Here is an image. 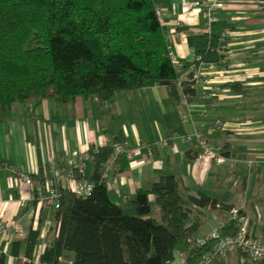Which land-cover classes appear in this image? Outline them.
Returning <instances> with one entry per match:
<instances>
[{"label": "crops", "instance_id": "obj_1", "mask_svg": "<svg viewBox=\"0 0 264 264\" xmlns=\"http://www.w3.org/2000/svg\"><path fill=\"white\" fill-rule=\"evenodd\" d=\"M205 1L154 0L162 8V31L177 59L178 99L171 100L168 86L161 88L159 83L119 91L107 100L89 96L67 102L25 101L16 105L11 116L0 119V218L7 226L0 231V251L5 252V264H29L24 248L30 227L40 229L32 256L37 262L53 222V209L41 206L36 214L34 203L20 205L31 192L19 173L53 181L52 165L86 158L91 148L115 140L125 143L131 153L101 167L112 201L124 203L140 187L173 174L190 194L202 191L218 202L215 208H197L203 223L195 237H203L226 216L220 205L226 204L239 207L251 234L264 241V0H221L216 8L210 32H226V48L219 63L205 66L211 94L203 104L197 97L201 86L186 95L180 81L191 69L185 63L195 58L188 36L206 31L201 8ZM204 106L206 114L201 113ZM116 116L120 123L112 128ZM216 119L221 125H215ZM177 130L179 134L197 130L225 157L224 162L201 163L197 156L202 150L193 142L160 143ZM93 169L88 159L84 176L89 178ZM235 179L238 182L233 184ZM16 240L20 241L18 256L11 254ZM186 250L180 243L171 264H180L177 253ZM238 259L240 255L232 251L209 264H234Z\"/></svg>", "mask_w": 264, "mask_h": 264}, {"label": "trees", "instance_id": "obj_2", "mask_svg": "<svg viewBox=\"0 0 264 264\" xmlns=\"http://www.w3.org/2000/svg\"><path fill=\"white\" fill-rule=\"evenodd\" d=\"M155 6L154 0H0V119L25 101L107 100L161 80L169 81L170 94L178 99L179 76ZM187 40L198 61L217 64L223 57L220 34L204 31ZM180 82L183 93H194L188 77ZM116 143L123 142L89 150L83 158L84 170L88 159L94 167L89 178L84 170L74 171L76 179L92 183L88 195L60 187L59 207L53 210L37 262L32 256L40 229L30 227L24 248L29 264H171L180 243L187 249L185 263L195 264L208 248L196 244L203 223L197 208H215L218 202L202 191L190 194L178 176L161 175L124 203L110 199L101 167L127 155L111 160ZM220 205L226 213L237 207ZM234 232L232 221L222 228L223 234ZM19 249L20 241L12 242L11 254L18 256ZM5 260L0 251V264Z\"/></svg>", "mask_w": 264, "mask_h": 264}, {"label": "built area", "instance_id": "obj_3", "mask_svg": "<svg viewBox=\"0 0 264 264\" xmlns=\"http://www.w3.org/2000/svg\"><path fill=\"white\" fill-rule=\"evenodd\" d=\"M221 5V0H206L202 3L201 8L205 17V29L210 32V26L214 19V12L217 7ZM156 15L160 21V25L163 24V11L159 5L155 6ZM180 25V22H177ZM226 32L220 34L221 47L223 51L226 48L225 41ZM170 59L173 63L177 64L175 55L170 52ZM195 60L189 72L188 80L191 82L193 88L195 86H201L198 89V99L205 104L210 100V87L207 70L205 68L206 63ZM197 60V61H196ZM202 114L207 113V108L204 106L201 110ZM221 120L216 119L215 125H221ZM179 140L182 142H193L196 147L201 148V153L198 154L197 159L201 163H209L215 161L216 163H223L225 157L217 150V148L211 146L202 138L197 130H193L191 133L179 134L177 132L170 136L161 139L162 145H168L170 142ZM127 153L130 156L131 151L127 149L123 143L114 144L113 151L110 155L111 160L115 159L118 154ZM86 166L85 159L76 158L70 160L65 165H52L50 167V173L52 174L53 181L41 180L34 178L27 173H19V178L22 180L26 188L30 189V195L20 200V205L25 206L27 202L35 204L36 214L41 206H46L50 209H57L59 207V192L60 187L70 190L77 196H86L92 190V183L85 179H76L74 171L82 173ZM237 179L232 183L236 184ZM229 221L234 223L235 232L232 234H223L222 228L228 224ZM14 227V226H12ZM7 228L5 221L0 218V231ZM190 244H194L195 241L189 238L187 240ZM197 247L207 245L206 250H202L200 257L195 264H209L217 257H225L231 251H239L242 253L240 256L241 262L250 259L251 261L264 260V241L254 237L249 230V223L246 215L238 208L231 207L227 210L226 216L219 220L217 224L211 228L204 237L197 238ZM180 264H186L187 252L182 251L177 253Z\"/></svg>", "mask_w": 264, "mask_h": 264}, {"label": "rangeland", "instance_id": "obj_4", "mask_svg": "<svg viewBox=\"0 0 264 264\" xmlns=\"http://www.w3.org/2000/svg\"><path fill=\"white\" fill-rule=\"evenodd\" d=\"M161 88H166V87H165V85H162ZM168 96H169V98H170L171 100H174V99H175V98H173V97H172L171 95H169V94H168ZM150 100H153V99L150 98ZM110 121H111V118H110ZM119 123H120V118L116 116L114 122H110V125H111L112 128H115V127H117V126L119 125ZM177 131H178V130H177ZM177 133H179V131H178ZM180 134H181V133H180ZM182 134H183V133H182ZM72 156L74 157L75 154L73 153ZM75 157H76V156H75ZM71 160H74V159H71ZM127 211L130 212V213L133 212L130 208H128ZM152 212L154 213V215H158V212H157V208H156V207L153 208V211H152ZM51 219H52V217H51Z\"/></svg>", "mask_w": 264, "mask_h": 264}, {"label": "water", "instance_id": "obj_5", "mask_svg": "<svg viewBox=\"0 0 264 264\" xmlns=\"http://www.w3.org/2000/svg\"><path fill=\"white\" fill-rule=\"evenodd\" d=\"M168 83H169L168 80H161V81H160V84H162V85H167Z\"/></svg>", "mask_w": 264, "mask_h": 264}]
</instances>
